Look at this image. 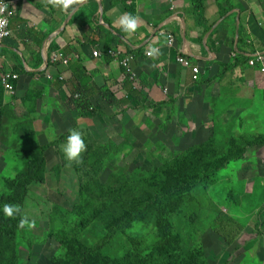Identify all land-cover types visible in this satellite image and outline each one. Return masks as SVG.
<instances>
[{"label": "rangeland", "instance_id": "rangeland-1", "mask_svg": "<svg viewBox=\"0 0 264 264\" xmlns=\"http://www.w3.org/2000/svg\"><path fill=\"white\" fill-rule=\"evenodd\" d=\"M208 84H196L200 89L195 99L165 93V100L157 103L142 91L127 96L131 101L125 109L115 112L105 107V121L94 124V134L82 136L86 149L78 162L64 158L67 136L54 138L56 131L50 128L39 133L23 120L40 145L48 146V171L45 183L29 189L23 217L31 226L25 223L17 233L16 264H70L68 249L102 245L111 221L104 204L130 206L144 200L181 208V219L188 217L180 243L191 242L198 234L197 245L205 250L201 264H264V146H253L264 136V107L242 100L247 93L231 94L227 80L219 82L216 91L212 86V91L207 87L204 92L202 87ZM226 127L232 133L224 139L220 132ZM247 135L252 147L245 155L247 147L242 143ZM259 142L264 145V137ZM94 156H100L96 161L101 169L94 165ZM230 159L237 160L229 164ZM224 160V169L209 171L218 170ZM19 161L16 152L0 156V196L8 191L9 179L23 172L25 165ZM113 180L119 189L110 185ZM177 186L182 189L174 203L166 198ZM112 189L118 191L111 193ZM4 204L8 203L0 207ZM12 219L4 214L0 219V264L5 262L4 250H9L6 236L13 228ZM162 219L165 213L158 212L134 223L106 242L108 246L91 264H137L153 245L165 247L166 263L180 244L166 238ZM173 237H177L174 232ZM132 251L139 254L130 260ZM161 263L158 259L153 264Z\"/></svg>", "mask_w": 264, "mask_h": 264}, {"label": "crops", "instance_id": "crops-1", "mask_svg": "<svg viewBox=\"0 0 264 264\" xmlns=\"http://www.w3.org/2000/svg\"><path fill=\"white\" fill-rule=\"evenodd\" d=\"M174 3L171 10L166 0H72L64 9L49 0H23L11 20L13 37L0 45V74L6 71L20 78L15 82V94H10L0 76V105L10 106L16 117L39 133L55 130L57 139L68 136L70 129L80 131L82 136L94 134V124L105 121V107L117 112L131 101L121 67V61L129 56L133 57L130 67L139 83L134 87L145 91L152 101L163 102L165 93L195 99L200 89L195 84L198 80L193 79L191 69L176 63L177 55L182 54L201 68L200 78L209 83L202 87L204 92L207 87L212 91V86L216 91L218 83L227 80L231 94L247 93L242 100L264 107L263 74L241 66L224 78L218 76L219 65L264 53V0ZM125 14L137 18L135 31L122 29L120 18ZM160 31L174 35L173 48L168 47ZM155 44L161 51L147 58L145 51ZM95 50L102 53L100 58L93 57ZM57 51L72 60L68 67L49 63ZM78 65L86 70L88 85L95 88L93 96H100L106 86L121 108L103 106L99 119L81 118L70 111L65 100L71 95L69 82L76 78L74 68ZM39 125L43 127L40 131ZM4 149L0 156L12 153Z\"/></svg>", "mask_w": 264, "mask_h": 264}, {"label": "trees", "instance_id": "trees-1", "mask_svg": "<svg viewBox=\"0 0 264 264\" xmlns=\"http://www.w3.org/2000/svg\"><path fill=\"white\" fill-rule=\"evenodd\" d=\"M252 56L253 55H249V57L246 58L244 56L243 60H241L240 58L236 61L230 62L229 64L219 65L218 76L221 78L225 77L227 74L234 72L236 68L241 66H246L247 68H249L248 63L251 60ZM51 65L55 67L63 66L59 63ZM74 74L76 75V78L71 79V81L69 82L71 95L65 103L66 107L70 109V111H78V116L81 118L84 117L99 119L100 116H103L104 114L101 111V108H103V106L109 105L111 107H118L116 98L114 96L115 94H111L106 86H104V92L101 93L100 96H93L95 88L88 85L87 79L89 76H86L87 73L84 67L80 65L76 66L74 68ZM136 81L137 78L131 80L129 75L126 74L124 84L129 85V95L137 96L141 93L142 90L140 88L134 87L136 84H139L136 83ZM206 83L207 82L203 79V76L196 82V84L199 85ZM245 101L248 103L247 100ZM227 116H232V114L230 113ZM23 120L24 119H20L16 117V115H13V111L10 106H7L5 108L3 104L0 105V149L4 147L7 148L10 152H16L20 158L21 163L23 162L25 165L22 173H20L14 179H9L10 187L8 191L6 192V194H3V196H0V204H14L18 205L20 208L19 214L10 216V218H14L12 219L13 228L11 231H8V235L6 236L7 241H9V250H4V254L6 255H4L5 262L3 264H16L18 261L16 259L18 255L16 237L18 231L22 228L19 226V222L22 218H24L23 211L30 187H32L34 184H42L47 181L45 151L48 146L40 145V143L32 135L33 133L27 130V127L25 126ZM13 124H15V126H13ZM231 133L232 130L226 127L224 129H221L220 135L222 138L227 139V137L230 136ZM213 134L215 137L217 133L215 132ZM247 137L248 138H246L242 143L247 147L245 155L247 154L249 148L252 147L249 135H247ZM263 137L258 138L253 146H264L259 142V140ZM231 144H233V142H231ZM244 152L245 150L243 151V154ZM230 156H239V154H230ZM99 157L100 156H94L96 162L94 165L98 167V169H101V165L98 161H96V159ZM236 160L237 159H230L227 161H229V164H232ZM224 161L225 162L221 164L218 170L216 168H212L209 171L218 172L221 169H224L226 160ZM25 162L27 163V165L25 164ZM113 184H115V187L119 189L115 180L110 182L111 186H113ZM81 185H83L82 181L80 183L79 191H81ZM181 189L182 186H177L174 189L173 194L168 196L166 199L172 200L174 203H177L179 200ZM117 191V189H112L111 193H116ZM162 200L165 201V197H163ZM159 201L160 200H158V202ZM150 203V201L144 200L140 205L128 206L104 204L103 210L105 212V216L108 220L111 221L109 223L106 235L104 236L102 245H96L95 247H80L77 251L73 252L71 251V249H68L67 255H69L70 264H91L94 259L101 256L103 247L105 249V247L108 246L106 245V242H110L111 240H113L114 237L120 232H124L125 230L130 229L134 223H142L147 221L144 219L148 218L151 213L154 214L158 212H163V214L165 213V221L164 219H162L161 229L164 231L167 239H176V242L180 244L179 251L176 255H172V253H170L169 260L165 263V247L153 245L149 247L147 254L145 255L146 257H144L142 260H139L137 264H141V262L145 259L147 260L144 264H153L154 260L158 259L162 262L161 264H201L200 261L203 260V257L205 256V250L199 248L197 245V240L199 238L198 234L194 237V239L191 240V242H188L186 244L184 242L181 244L179 240L182 232H184V225L188 216H182L183 219H181V208L176 209L178 205H172L168 209L167 205H161L162 203H159V205H150ZM110 213H113L114 217H112ZM117 213H120V216L123 217H118ZM183 214L184 213H182V215ZM1 218H3L2 211H0V219ZM257 228H259V225H257ZM175 229L178 230V234L175 232ZM173 232L177 237H173ZM194 233H190V236H193ZM9 234H11L10 238ZM137 254H139V252L132 251L131 255L129 253L130 260H132Z\"/></svg>", "mask_w": 264, "mask_h": 264}, {"label": "built area", "instance_id": "built-area-1", "mask_svg": "<svg viewBox=\"0 0 264 264\" xmlns=\"http://www.w3.org/2000/svg\"><path fill=\"white\" fill-rule=\"evenodd\" d=\"M23 0H0V45L5 43L7 40L13 37V32L11 29V20L15 16L16 8L22 3ZM171 3L170 9H175V0H166ZM160 36L165 37L166 44L169 48H173L175 45V37L171 33L167 31H160ZM156 46H153L161 51V47L158 44H155ZM152 47V48H153ZM149 50H146L144 55ZM158 52V53H159ZM93 57L94 58H100L102 56V53L99 50L93 51ZM154 55H146L147 58L152 57ZM133 60L132 56H129L125 58L123 61H121V67L125 70V75H129L131 80L135 79V75L133 72L132 67H130V63ZM71 59L68 58L64 53L62 52H54L49 60L50 64H57L63 65L65 67H68L71 63ZM176 63L185 69H191L193 73V79L195 81L199 80L200 74H201V68L198 65H194L190 58H188L185 55L178 54L176 57ZM248 66L252 69L258 70L261 74L264 75V53L257 52L252 57L251 60L248 63ZM48 79H51L50 76H47ZM20 76L15 73H5L2 76V84L7 92L10 94H15L16 87L15 82L19 80Z\"/></svg>", "mask_w": 264, "mask_h": 264}, {"label": "clouds", "instance_id": "clouds-1", "mask_svg": "<svg viewBox=\"0 0 264 264\" xmlns=\"http://www.w3.org/2000/svg\"><path fill=\"white\" fill-rule=\"evenodd\" d=\"M54 6L59 3L64 9L69 8L72 0H49ZM120 24L122 29L126 32L135 31L137 27V18L131 16L130 14H125L120 18ZM159 50L155 47L151 48L146 55H157ZM86 149L84 139L82 138V133L78 130H69V134L62 146V153L67 161H79L81 159V153ZM0 211L3 212L5 216H13L14 214H19L20 208L18 205L14 204H4L0 207ZM25 223H29L25 218H22L19 222V226L23 227ZM29 226L31 224L29 223Z\"/></svg>", "mask_w": 264, "mask_h": 264}]
</instances>
